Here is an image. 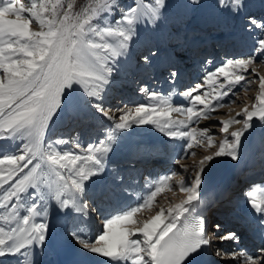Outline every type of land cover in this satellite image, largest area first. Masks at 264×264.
<instances>
[{
    "label": "snow or ice",
    "instance_id": "obj_1",
    "mask_svg": "<svg viewBox=\"0 0 264 264\" xmlns=\"http://www.w3.org/2000/svg\"><path fill=\"white\" fill-rule=\"evenodd\" d=\"M219 2L237 12L243 7L242 0ZM155 4L157 7L148 6L147 13L134 4L122 11L118 19L105 23L107 14L118 7L114 0H90L79 12L73 11L71 2L65 8L63 0H30V4L21 0H0V141L20 142L16 153L11 155L5 154V146L0 144V209L5 213L0 219L9 225L7 229L0 226V258L20 254L22 249L37 243L44 245L48 225L43 220L40 223L33 220L46 214V199H54L61 208L84 213L87 205L78 201L85 192V182L104 171V154L110 150L115 132L96 145H89L84 150L85 155L58 149V145L68 143L64 140L44 143L49 122L75 87L79 86L85 96L96 101L91 106L114 120L115 129H128L134 124L154 125L169 137L186 140L185 153L193 156L196 147L217 145L207 128L191 125L224 107L220 101L232 93L234 86L242 81L251 85L252 81L246 80L244 73L255 62V56L228 60L215 72L208 73L205 83L215 85L219 83L218 77H223L224 82L213 92L193 95L204 87L198 84L184 93L190 101L188 107L173 106L165 97L144 87L140 91L159 103L120 109L117 118L105 111L100 102L113 71L109 61L126 51L136 23L144 15L152 19L158 16L164 0H155ZM33 19L38 22L39 30L31 27ZM248 28L264 32V21L249 17ZM256 53L264 55V38L257 40ZM143 59L148 62L149 57ZM252 71L259 77L258 103L252 105L251 110L247 105L242 109L243 128L231 132V140L227 138L230 125L241 121L234 118L220 121V131L226 134L225 138L211 155L198 162L189 184L183 179L178 182L185 198L167 208H159L155 215L142 222L134 219L137 213L150 211L165 188L171 190L169 182L175 174L165 176L143 203L106 219L103 232L95 242L74 231L72 237L83 249L110 258L115 264H189L190 257L211 243L205 238L199 219L184 222L179 227L177 222L201 198L205 165L221 156L238 160L244 132L251 127L254 118L264 121V76L255 69ZM170 76L175 77L176 73ZM173 112H180L184 118H173ZM239 115L241 113H237ZM75 148H80L79 143ZM249 197L252 208L264 215V194L252 190ZM22 211L26 214L21 215ZM13 221L15 226H12ZM137 224V227L128 226ZM261 226L264 227V220ZM136 234L143 239H130ZM221 239L237 237L230 233ZM230 255L233 259L242 258L243 264H264V247L254 255L246 252Z\"/></svg>",
    "mask_w": 264,
    "mask_h": 264
},
{
    "label": "rangeland",
    "instance_id": "obj_2",
    "mask_svg": "<svg viewBox=\"0 0 264 264\" xmlns=\"http://www.w3.org/2000/svg\"><path fill=\"white\" fill-rule=\"evenodd\" d=\"M21 2L30 4V0H21ZM68 2H71L73 4L74 12H79L86 4L90 2V0H63L65 8H67ZM226 2L230 3V0H226ZM114 3H116L118 7L116 10L107 14V17L104 21L105 23H111L115 19H118L122 11L129 8L130 6H133L134 4L139 5L141 11L145 13L148 12L149 5H151L152 7H157L155 4V0H114ZM242 3L243 7L240 8V10L237 12L233 11L230 7L221 5L219 0H174L175 13L179 18L181 35L177 33L178 31L176 30V28L178 27V25L176 23L172 22L170 27L165 23L164 7L159 8V14L155 19H152L149 15H144L135 25L133 37L128 42L126 51H124L126 53L125 59H131L136 69L144 67V69L150 71L157 67L159 71H161L163 67V70L161 72L162 76L160 78L152 79L154 77V75H152L151 79L144 81L143 83H141V85L136 84V88L139 87L138 89H135L133 91L127 89L126 91L124 89L125 91L123 92V94L117 96V91L119 92V90L121 89L117 88L116 81L109 80V83L106 85L102 93L106 97H100V101L102 102L104 110L109 112L110 115L117 118L120 115V109H134V107L139 104L159 103V101L156 99H150L147 93H142L140 91L142 87L147 88L149 92H155L159 96L165 97L173 106L188 107L190 106V101L184 95V93H186L190 89L195 88L198 84H203L204 87H202L199 92H194L193 95L202 94L204 92H213L214 89H219V83L224 82L223 77H218L217 79L219 83L215 85L205 83V77L208 73L215 72L218 67L225 64L228 60L249 58L255 56V62L251 66H249L248 72L244 73V75L246 76V80L252 81L251 85H248L246 82L242 81L240 85L234 86L232 93H230L228 96H225L220 101V103H222L224 107L218 108L215 112H212L207 119H201L191 125V127H195L198 129L207 128L209 130L208 135L212 136V138L217 142L216 146H213L212 148H208L205 146L196 147L193 149V151H195L196 153L193 156L185 153V144L187 143L186 140L169 137L160 132L154 125L134 124L131 128L128 129H115V121L109 120L101 113L97 112L91 106L92 104L89 105V103L93 102V100H91L84 94V96L81 97L76 88H74L70 97H65L62 107L57 110L52 120L49 122V125L47 127V130L50 129L49 137L48 141L45 144H47L49 141H55L56 135L58 134L64 135V137L70 134L69 137L71 139V144L67 146L58 145V149L62 151H73L76 154L85 155L84 150L87 149L89 145H96L100 140H105L109 134L115 132V138L109 145L110 150L106 154H104V171L97 176V178L103 180L109 179L108 182L110 183V185H113L115 182L114 178L117 176L120 177L122 172L120 170V163L111 164L110 156L113 151H127L130 145H132L136 147V151H140L141 154L145 153L146 155H150L151 153H153L154 155V153H156L154 152V150H145L148 147V143L151 144L153 142L152 145L156 146L155 148H160L161 142L165 140L168 146H166L164 149L167 150L170 157L168 160V167H175V171L177 172V175L175 176L181 175L185 184H189L198 168V162L204 156L211 155L216 150L218 143L225 138L226 134L220 131V121L228 120L230 118L241 121V123H233L232 125H230L227 138L231 140L230 133L243 128L244 116L242 113V109H244V107L247 105L251 110L252 105L258 103L256 97L259 94V77L256 76L252 70L255 69L256 72L259 73V75L264 76V55L256 53L257 40L259 38H264V32H262L260 29L255 28L249 30L248 23L249 17L256 18L258 21H264V0H242ZM206 8L207 11L205 12ZM24 15L28 16L27 13H25ZM32 26H36L39 29V24L34 19L31 24V27ZM201 34L202 36L200 37H203V39L209 38L208 43L212 40V49L214 46L218 50H211L208 55L206 54L207 52L204 51L203 55L206 54L207 62L206 64H204L203 58V60L201 61L202 64L200 66H197V64H195L196 61L194 60L193 53L187 52L188 50H190L192 42ZM236 40H238L239 43V45L236 46V48H238L236 56H233V54L229 55V47H233ZM171 49H173V51H171ZM203 50L204 49H200L201 55ZM145 56L149 57L148 62L144 61L143 58ZM183 56L184 58H182V60L184 61V64H188V66L189 64H192V66H189V70L186 73V79L183 77L182 81L184 82L186 80L185 84L180 81V74L176 75L175 77L170 76V73H172L170 72V68L175 67L177 65L176 60H178L179 57L181 58ZM109 63L113 67V73H111L110 75L115 76L116 73H118V69L115 67V64H112L111 61H109ZM111 97H115V102L111 101ZM129 98L134 99L131 105L128 102ZM106 99H109L111 103L109 102L108 104H106ZM118 101L120 102L118 103ZM67 109L69 110L68 114H66ZM116 109L118 110L116 111ZM111 110H113V112H111ZM237 113H241V115L237 116ZM172 117L175 119L184 118V116L180 112H173ZM76 125H78V128H72V126ZM64 126H66L67 128L65 129ZM71 129H73L72 132ZM76 129H80L78 133V139H82V141L80 140L81 143L78 142L80 145L79 149L75 148V145L77 144L75 143L74 139L77 133ZM62 131H66V133L62 134ZM44 140H46V137L44 138ZM179 143H182V145L180 146ZM246 145L251 146L249 151L250 153L247 156L248 163L246 165V168H244V170L240 174H236L234 178H231V176L229 177L230 180H233L235 178L237 180L232 182L226 188V191L222 194L221 199L218 200L219 203L227 207L224 213V217H222L221 219V217L216 215V211H218L219 209L217 206L211 209L212 211H209L210 213L208 212V218L210 219H207L206 221L208 222V236L210 237V241H213L215 239L212 235L213 231L216 234L219 233V235H217L218 237H216L217 239H219L224 234V232H216V225L223 226L222 224L227 222V220H230V222H234V218L231 217V215L234 211H237L239 209L238 201L243 200L247 196H249L250 191L254 190V186L256 183L264 184V121H261L257 118L253 119V121L251 122V127L247 129L244 132V135L241 137V144L238 152L241 151V149H243V147ZM175 146L176 151H183L185 153V157L182 160L183 163H177L178 161L177 159H175L177 155L175 151L172 150ZM18 147L19 145H14V149L12 148L11 150L5 148V154L11 155L13 153H16ZM171 150L172 152H170ZM239 154L240 153H238V155ZM226 158L227 156L216 157L213 161L208 162L205 165L203 174L207 173L206 171L208 170V168H212V166H214L216 163H218L219 161H224ZM126 161H130V159ZM191 162L193 163L191 164ZM149 164L152 163L149 162ZM194 164L196 165V167H193ZM147 168L148 166L142 168V172L150 170ZM127 172L129 174L130 170H128ZM132 174L133 175L129 179V182H131L134 177L137 176L135 172H132ZM254 175H256V177H252ZM235 182L237 183V185H235ZM257 188L260 189V187ZM86 192L87 191L85 189L82 197H87L85 195ZM173 193L174 194L167 193L166 195L157 197V200L156 202H154L152 209L149 212H145L143 214L144 218L141 217V219L139 217L140 219H138L137 221L142 222L144 219L149 218L151 215H155V213L162 206L167 208L175 204L176 198L181 197L183 194V192L176 188L175 184H173ZM262 194H264V190ZM107 196L114 197L111 190H109V194ZM114 198L118 199L117 197ZM99 201L101 200H97L96 203H98ZM215 201L217 202V200ZM111 202L113 201L107 199L105 203L111 204ZM93 203L94 202L90 197L88 199H85V204L93 207ZM137 215L138 213L136 214L134 219L138 218ZM244 218L245 217H242L240 219V221L242 220V225L244 223ZM77 219L73 218L72 220H70V233H73L77 225L81 222L78 217ZM97 222L98 224L103 223L102 225H104V222H100V219H96L94 221V223ZM128 226L137 227L139 226V224ZM98 236L99 235L96 234L92 242H95ZM136 237L137 239H143L140 234H137ZM95 255L98 258H105L97 253H95ZM222 260L224 261V259ZM237 262H239V260L236 261V264ZM240 264H243V261H241Z\"/></svg>",
    "mask_w": 264,
    "mask_h": 264
},
{
    "label": "bare ground",
    "instance_id": "obj_3",
    "mask_svg": "<svg viewBox=\"0 0 264 264\" xmlns=\"http://www.w3.org/2000/svg\"><path fill=\"white\" fill-rule=\"evenodd\" d=\"M163 7L165 9V15H164L165 23L169 27L172 22L176 23L178 25V27L176 28V30L178 31L177 33L181 35L179 18L175 13L174 0H164ZM206 11L207 8L205 9V12ZM32 28L34 30H39L36 26H32ZM200 36H202V34L199 35L192 42L190 50H188L187 52V53L189 52L193 53L194 60L196 61L195 64H197V66H200L202 64L201 61L203 60V58H204L203 63L206 64L207 62L206 54L208 55L211 52V50L214 51L218 50L214 46L212 49L211 46L212 40L208 43L209 38L203 39V37ZM237 45H239L238 40H236L233 47H229L230 49L228 52L229 55L233 54V56H236V52L238 51V48H236ZM200 49H204L202 51V55L200 54ZM171 51H173V49H171ZM204 51L207 52L205 55H203ZM125 58H126V53L124 52L121 56L115 57V59L113 58L111 60L112 64H115V67L118 69V73H116L115 76L109 75L108 79L116 81L117 88L121 89V90L118 89L119 92L117 91L116 96L123 94V92L126 89L130 91L138 89L139 87L136 88L137 86L136 84L141 85V83H143L144 81L151 79L152 75H154L152 79L160 78L162 76L161 72L163 70V67L161 71H159V69L155 67L153 70H150L151 72L149 70L144 69V67H140V69H136V67L132 63V60ZM182 58H184V56L181 58L179 57V59L176 60L177 65L173 68H170L171 69L170 72H175L176 75L180 74L181 82H183L182 81L183 77L184 78L186 77V73L189 70V66H192V64H189V66L188 64H184ZM185 81L183 82V84H185ZM75 88L79 93V95L83 97L84 95L80 87L77 86ZM102 96H104V94H102ZM114 98L115 97H111V101L115 102ZM106 100H107L106 104H108L110 101L109 99ZM128 100H129L128 102L131 105L134 99L129 98ZM95 102L96 101L93 100V102L89 103V105ZM119 102L120 101H118V103ZM117 110L118 109H116V111ZM111 112H113V110H111ZM68 113L69 110L67 109L66 114ZM73 127L78 128V125L72 126V128ZM64 128L66 129L67 127L64 126ZM47 131L49 130H47L46 128L44 133V138L47 135ZM72 131L73 129H71V132ZM76 131L77 133L76 136L74 137L75 143L78 142L81 143L80 140L82 141V139H78V133L80 129H76ZM65 133L66 131H62V134ZM62 136L64 137V135ZM69 136L70 134L66 135L67 141H70ZM47 141L48 139L46 138V140H44V143H46ZM0 144H3L5 148H8V150H11L14 145L20 146V142L18 141L13 142V141L5 140V141H0ZM152 144L153 142L151 144L148 143V147L145 150L147 149H149L150 151L154 150V152H156L154 153V155L153 153H151L150 155H146L145 153L141 154L140 151L137 152L136 147L132 145H130L127 151L115 150L112 152L110 156L111 164L120 163L119 164L120 170L122 171L121 176L120 177L117 176L114 178L115 182L113 185H110V183L108 182L109 179L103 180L97 177L94 178V180L92 181L85 182L86 191H87L85 195L87 197L84 198L81 195L79 197L78 202L81 205H84L85 199H88L90 197L94 203L92 204L93 207L86 204L87 208L85 209L84 213H79L72 209L61 208L58 202L55 201L54 199H46L45 200L46 214L43 216H36L34 217L33 220V222L35 223H40L43 220V222L47 223L48 225L47 240L44 243V245L41 246L37 243L33 246H29L26 249H22L20 254L0 258L1 261L0 264H66V258L71 255L77 257H83L93 262L94 264H115V262L111 261L110 258L107 257L98 258L95 255V253H91L83 249L82 246L72 237V233H70L69 231L70 220H72L73 218L77 219L78 217L79 220H81V222L77 225L75 231L82 233L86 239L92 242L96 234L100 235L103 232V225H102L103 223L102 224H98V222L94 223L95 220L93 219L94 217H96L97 207H99L98 211L101 213V216L104 215L103 216L104 221L108 218H111L112 216L122 215L125 212L130 211L131 209L137 207L139 204L143 203L144 200L150 195L151 191L154 190V186L162 179L161 177L162 175L164 176H170L173 174L177 175V172L175 171L176 169L175 167L173 168H170V166L168 167V162H169L168 160L170 157L167 150L164 149L166 146H168L167 142L165 140L161 142L162 147L160 149L166 151L165 153H163V155L166 156V159L162 160L163 163L158 162L157 156H155L162 150L155 148L156 146ZM179 145L181 146L182 143H179ZM175 148L176 146L172 150H174L177 155L175 158L178 161L177 163H183L182 160L185 157V153L183 151L182 152L176 151ZM250 148H251L250 145L244 146L243 149H241V151L238 152L240 153L238 155L239 159L236 161L232 160L230 157H227L224 161H219L218 163H216L214 166H212V168L210 169L208 168V170L206 171L207 173L202 175L203 183L200 186V197H201L200 200L193 205L195 209H193L192 207L188 212L181 215L180 220L177 222L178 227L184 222H190L192 217H200L204 228L205 238L210 240V237L208 236V222L206 221L207 219H210L208 218V214L212 211L211 209L217 206L219 209L218 211H216L217 212L216 215L221 217V219L222 217H224V213L227 207L219 203L218 200L221 199V196L226 191V188L232 182L237 180L236 178L233 180L229 179V177L231 176L230 175L231 168H234L236 174H240L244 170V168H246V165L248 163L247 156L250 153L249 152ZM172 150L170 152H172ZM131 158L134 160H132ZM129 159L130 161H126ZM149 162H151L152 164H149ZM192 163L193 162H191V164ZM156 165L162 166L161 174H159L160 169L153 168ZM146 166H148L147 169H151V170L146 172L147 173L146 178L148 179V181H147V186L144 189L145 190L144 193L142 190L143 177H140V169L145 168ZM128 170H130L129 174L127 172ZM132 172H135L137 176H135L134 179L131 182H129V179L133 175ZM175 175L171 180L172 182L171 181L169 182L171 186V190H168L166 188L165 191H163L157 197L166 195L167 193L174 194L173 184H175L176 188L180 190L178 182L182 179V176L181 175L175 176ZM252 177H256V175ZM235 185H237L236 182ZM257 187H260V189H258ZM109 190H111L114 197H117L118 199L112 196L108 197L107 195L109 194ZM254 190L257 191L258 194H262L264 190V184L256 183L254 186ZM119 194L123 195V197L118 196ZM185 195L186 194L183 193L181 197L176 198V203H179L181 199L185 198ZM107 199L113 202H111V204L105 203ZM249 199L250 197L247 196L245 199L238 201L239 209L237 211H239L240 214L237 211L233 212L231 217L234 218L233 219L234 222H230V220H227V222L222 224L223 226L220 225L218 228L216 227L217 229L216 232H224L223 236H226L230 233H235L237 239L222 240L221 239L222 236L219 239H217L216 237H218L217 235H219V233L216 234L213 231L212 235L213 238L215 239L211 241L209 245L204 246L199 253L190 257L189 264H221L222 263L221 255H224L223 256L224 260H226L227 258H228L227 260H231L232 261L231 264H236V261L238 260L239 262H237V264H240V262L243 261V259L242 258L233 259L231 258L230 255L231 253L246 252L248 254L254 255L259 250V248L263 247L264 227L261 226V221L264 220L263 218L264 215L256 212L252 208L251 204L249 203ZM97 200H101V201L96 203ZM215 200H217V202ZM108 207H110V210L111 209L112 210L107 213H104ZM0 211H1L0 217H2L5 213L3 209H0ZM145 212H149V210H143L142 212L138 213L137 215L138 218L135 219L138 220L141 217H143L144 216L143 214ZM24 214H26V212L22 211L21 215ZM242 217H245L243 225H242V220L240 221ZM0 226H4L6 229L9 227V225L3 219H0ZM12 226H15V221L12 222ZM136 236L137 234L135 236H131L130 239H137ZM218 252L221 255H217ZM121 264H123V262H121ZM128 264H131V262H128ZM226 264H228V262H226Z\"/></svg>",
    "mask_w": 264,
    "mask_h": 264
},
{
    "label": "water",
    "instance_id": "obj_4",
    "mask_svg": "<svg viewBox=\"0 0 264 264\" xmlns=\"http://www.w3.org/2000/svg\"><path fill=\"white\" fill-rule=\"evenodd\" d=\"M230 174H231V178H234L236 176L234 168H231Z\"/></svg>",
    "mask_w": 264,
    "mask_h": 264
}]
</instances>
